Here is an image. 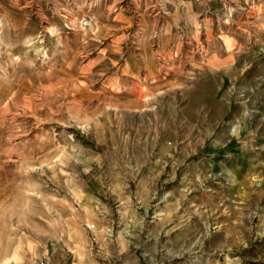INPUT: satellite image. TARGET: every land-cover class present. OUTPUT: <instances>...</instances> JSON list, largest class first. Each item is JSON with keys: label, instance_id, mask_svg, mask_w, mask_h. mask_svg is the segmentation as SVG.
I'll list each match as a JSON object with an SVG mask.
<instances>
[{"label": "rangeland", "instance_id": "obj_1", "mask_svg": "<svg viewBox=\"0 0 264 264\" xmlns=\"http://www.w3.org/2000/svg\"><path fill=\"white\" fill-rule=\"evenodd\" d=\"M0 264H264V0H0Z\"/></svg>", "mask_w": 264, "mask_h": 264}, {"label": "crops", "instance_id": "obj_2", "mask_svg": "<svg viewBox=\"0 0 264 264\" xmlns=\"http://www.w3.org/2000/svg\"><path fill=\"white\" fill-rule=\"evenodd\" d=\"M192 178L195 179V178H197V177H196V175H193V176L190 175V176H189V184L191 185V187H195V185H196V179H195V182H193V181H192Z\"/></svg>", "mask_w": 264, "mask_h": 264}]
</instances>
